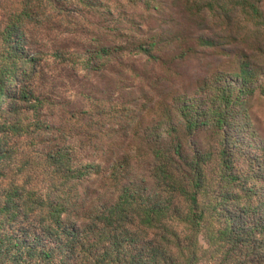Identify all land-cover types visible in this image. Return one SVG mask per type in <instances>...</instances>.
I'll return each mask as SVG.
<instances>
[{"label": "trees", "instance_id": "obj_1", "mask_svg": "<svg viewBox=\"0 0 264 264\" xmlns=\"http://www.w3.org/2000/svg\"><path fill=\"white\" fill-rule=\"evenodd\" d=\"M125 1L154 18L170 11L162 0ZM178 3L186 24L171 36L157 29L138 42L110 27L112 44L57 56L89 103L70 116L55 87L36 86L41 60L6 59L21 74L0 73V264H200L205 199L240 213L226 218L219 235L230 238L209 264H264V205L254 209L264 146L241 170L228 111L264 98V0Z\"/></svg>", "mask_w": 264, "mask_h": 264}, {"label": "rangeland", "instance_id": "obj_2", "mask_svg": "<svg viewBox=\"0 0 264 264\" xmlns=\"http://www.w3.org/2000/svg\"><path fill=\"white\" fill-rule=\"evenodd\" d=\"M178 4V0H162V7L170 8V11L166 12L164 18H154V15L145 11V7L134 6L125 0H89L88 4L81 0H0V73H4L12 81L18 79L21 74V70L18 74L14 73L10 65L4 68L7 58V63H10L13 57L24 61L32 57L41 60L43 76L36 86L45 93L51 92L55 87L62 102L60 114L70 116L68 113L78 111L74 110L75 108H88L89 103L80 96L83 89L72 66L60 64L61 58L69 60L77 59L78 56L84 58L87 51L97 45L112 44L110 27L123 28V32L131 31L132 41L138 42L146 41L157 29L168 30L171 36L173 27L179 23L186 24V19H181L176 14ZM108 8L113 15L109 14ZM113 19L116 23H112ZM59 55L61 58H57ZM226 67L227 65L223 68ZM193 68L196 71V67ZM78 69H81L80 66ZM192 72L194 71L190 65L186 75L188 82L194 77ZM3 79L4 76L0 75V89ZM8 89L13 90L12 85H8ZM238 108L240 107L230 106L228 110L229 113L235 110L231 136L234 138L240 135V140L244 141L237 144L234 154L237 165L241 170L247 171L249 156L260 155L262 152L260 148L264 146V98L252 99L247 111L237 113ZM193 139L205 145V142L209 141L208 133L196 134ZM258 195L254 209H260L262 204L264 205V186H260ZM216 202L211 203L207 199L202 201L206 217L200 236L202 250L200 256L203 259L200 264H209L213 254L224 248L230 237H222L219 233L224 232L226 218L231 212L240 214L237 210L239 207L234 209L226 202ZM254 219L247 216L244 224ZM4 222V219L0 220L1 224ZM256 227L258 232H261L260 229H264V221L259 222ZM228 251L226 248L225 252ZM246 251L242 245L235 257L245 254Z\"/></svg>", "mask_w": 264, "mask_h": 264}]
</instances>
